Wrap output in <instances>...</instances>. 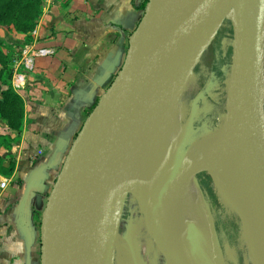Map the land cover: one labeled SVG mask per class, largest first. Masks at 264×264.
Masks as SVG:
<instances>
[{
	"label": "water",
	"instance_id": "water-1",
	"mask_svg": "<svg viewBox=\"0 0 264 264\" xmlns=\"http://www.w3.org/2000/svg\"><path fill=\"white\" fill-rule=\"evenodd\" d=\"M226 1L149 0L120 72L86 119L47 200L40 223V264H71L76 257L88 258L89 264H115L128 187L110 194V185L148 120L155 82L214 23ZM237 3L233 67L240 136L247 161L264 187V0ZM227 101L229 110L233 99ZM131 191L145 209L134 185ZM206 211L214 264H227L213 217ZM247 246L255 264H264V255L250 240Z\"/></svg>",
	"mask_w": 264,
	"mask_h": 264
},
{
	"label": "crops",
	"instance_id": "crops-1",
	"mask_svg": "<svg viewBox=\"0 0 264 264\" xmlns=\"http://www.w3.org/2000/svg\"><path fill=\"white\" fill-rule=\"evenodd\" d=\"M27 45L0 30L14 48L49 50L25 72L24 126L0 195V264H40V223L47 200L82 127L120 72L145 0H45Z\"/></svg>",
	"mask_w": 264,
	"mask_h": 264
},
{
	"label": "bare ground",
	"instance_id": "bare-ground-1",
	"mask_svg": "<svg viewBox=\"0 0 264 264\" xmlns=\"http://www.w3.org/2000/svg\"><path fill=\"white\" fill-rule=\"evenodd\" d=\"M238 1H229L177 64L155 82L151 104L155 106L161 101L163 106L147 120L127 149L110 185V194L134 185L146 201L153 199L150 205L162 216L168 264H214L209 249L206 211L209 208L201 200L198 182L182 154L189 139L195 147L189 148L191 156L196 155L203 162L223 204L242 218L246 245L250 240L257 253L264 255V187L247 161L240 136L237 93L233 88V54L226 77V96L233 99L230 109L236 117L226 111L218 124L200 133L187 120L190 115L186 104L191 106L192 94L200 95L202 91L197 86L207 87L212 76L206 65L209 49L226 28L227 20L232 26L238 24V10L232 17L226 14ZM235 48L236 40L232 42L234 53ZM146 207L149 208L147 203ZM248 260L245 258V264H251ZM71 264H89V259L76 257Z\"/></svg>",
	"mask_w": 264,
	"mask_h": 264
},
{
	"label": "rangeland",
	"instance_id": "rangeland-1",
	"mask_svg": "<svg viewBox=\"0 0 264 264\" xmlns=\"http://www.w3.org/2000/svg\"><path fill=\"white\" fill-rule=\"evenodd\" d=\"M229 1L231 0H227L224 5L226 6ZM239 6V3L237 2L236 6H230L231 8L226 13L227 16L232 17L233 13L238 10ZM225 27L226 28L219 33L216 41L208 51L206 65L211 70L212 76L207 87L203 88L201 84L200 86H197V89H202L200 95H194L193 93L190 101L191 106L188 107V104H186V110L189 111L188 113L190 115L187 119L188 123L190 127H194L199 133L204 129H212L218 124V119H220L226 111L230 115L234 114L232 109L228 110L226 107L228 102L226 96V77L230 73L232 62L231 54L235 55L234 49H232V42L236 39L235 36H237V26H232L231 22L227 20ZM2 29L7 30L10 34L14 33L3 26H0V30ZM3 43L7 44L6 42ZM24 50L20 49L17 52H14V61L12 64V86L17 73L22 74L21 71L24 69L23 66H21ZM34 66L35 61L32 67L34 68ZM233 83V88L235 89L234 67ZM26 87L27 82L25 80V85L22 89L15 90L14 86L13 89L22 97ZM159 108L162 107L159 106ZM157 110L158 108H156V106L151 107L148 120L156 114ZM21 132L22 130L19 133L10 132L7 123L0 120V134L5 136L10 135L14 140V144L19 139ZM185 144L188 149L185 147L182 154L188 162L189 168L193 172L195 179H197L196 181H198L206 200L205 203L213 217L226 263L245 264V258H247L251 264H255L253 256L250 258L248 255L250 252L248 253V246L243 240V225L241 217L233 209H230L223 204L211 175L204 165H198V163L201 162L196 159V155L191 156L189 148L192 146L194 147L193 142L189 139ZM195 154L199 155L198 152ZM11 178L0 176V182L3 181V179L10 180ZM127 186L129 187L127 188L126 203L121 217L119 236L115 247V264H168L169 257L163 231L162 216H160L151 206L153 204V199L150 198L149 203L144 197L140 196L149 207L144 209L143 205L138 203L134 197L131 191L132 186ZM3 191L4 190L0 187V195ZM146 209L149 213L146 212ZM149 220H151L150 223ZM208 236L210 241L209 232Z\"/></svg>",
	"mask_w": 264,
	"mask_h": 264
},
{
	"label": "trees",
	"instance_id": "trees-1",
	"mask_svg": "<svg viewBox=\"0 0 264 264\" xmlns=\"http://www.w3.org/2000/svg\"><path fill=\"white\" fill-rule=\"evenodd\" d=\"M149 0H145L140 11L144 12ZM45 0H0V26L25 37L29 45L33 42L39 21L45 11ZM14 48L0 41V120L7 123L10 132H20L25 119V104L12 86V64ZM14 140L10 135L0 134V176L13 177L16 161L10 156Z\"/></svg>",
	"mask_w": 264,
	"mask_h": 264
},
{
	"label": "built area",
	"instance_id": "built-area-1",
	"mask_svg": "<svg viewBox=\"0 0 264 264\" xmlns=\"http://www.w3.org/2000/svg\"><path fill=\"white\" fill-rule=\"evenodd\" d=\"M51 54H52L51 51L45 49L43 50L25 49L23 51V62L21 63V66H23L25 72L31 71L33 68L32 67L33 63L36 58L48 57ZM25 80H26L25 74L17 73L13 81V86L15 90L22 89L25 85ZM8 186H9V181L7 179H3V181L0 182V187L2 190H6Z\"/></svg>",
	"mask_w": 264,
	"mask_h": 264
}]
</instances>
